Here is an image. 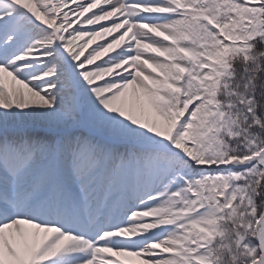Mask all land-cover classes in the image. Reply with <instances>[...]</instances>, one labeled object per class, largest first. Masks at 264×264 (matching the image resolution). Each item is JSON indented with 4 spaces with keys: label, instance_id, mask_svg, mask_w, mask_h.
Segmentation results:
<instances>
[{
    "label": "snow or ice",
    "instance_id": "obj_1",
    "mask_svg": "<svg viewBox=\"0 0 264 264\" xmlns=\"http://www.w3.org/2000/svg\"><path fill=\"white\" fill-rule=\"evenodd\" d=\"M0 264H264V0H0Z\"/></svg>",
    "mask_w": 264,
    "mask_h": 264
},
{
    "label": "rangeland",
    "instance_id": "obj_2",
    "mask_svg": "<svg viewBox=\"0 0 264 264\" xmlns=\"http://www.w3.org/2000/svg\"><path fill=\"white\" fill-rule=\"evenodd\" d=\"M100 42H103V41H100ZM94 46V45H93ZM87 54V53H86Z\"/></svg>",
    "mask_w": 264,
    "mask_h": 264
},
{
    "label": "bare ground",
    "instance_id": "obj_3",
    "mask_svg": "<svg viewBox=\"0 0 264 264\" xmlns=\"http://www.w3.org/2000/svg\"><path fill=\"white\" fill-rule=\"evenodd\" d=\"M93 47H95V45H94ZM89 50H90V49H89Z\"/></svg>",
    "mask_w": 264,
    "mask_h": 264
}]
</instances>
